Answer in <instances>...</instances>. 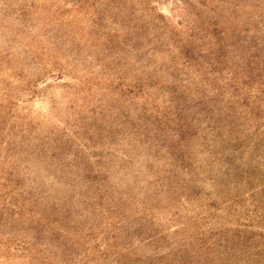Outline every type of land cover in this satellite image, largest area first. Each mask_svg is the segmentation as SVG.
I'll return each mask as SVG.
<instances>
[{
	"label": "rangeland",
	"instance_id": "obj_1",
	"mask_svg": "<svg viewBox=\"0 0 264 264\" xmlns=\"http://www.w3.org/2000/svg\"><path fill=\"white\" fill-rule=\"evenodd\" d=\"M0 264H264V0H0Z\"/></svg>",
	"mask_w": 264,
	"mask_h": 264
}]
</instances>
